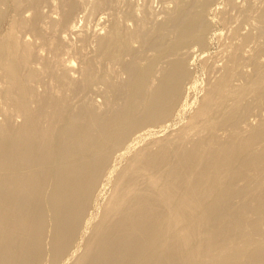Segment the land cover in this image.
<instances>
[{
  "label": "bare ground",
  "instance_id": "bare-ground-1",
  "mask_svg": "<svg viewBox=\"0 0 264 264\" xmlns=\"http://www.w3.org/2000/svg\"><path fill=\"white\" fill-rule=\"evenodd\" d=\"M138 1L0 0V264H264V0Z\"/></svg>",
  "mask_w": 264,
  "mask_h": 264
},
{
  "label": "rangeland",
  "instance_id": "rangeland-1",
  "mask_svg": "<svg viewBox=\"0 0 264 264\" xmlns=\"http://www.w3.org/2000/svg\"><path fill=\"white\" fill-rule=\"evenodd\" d=\"M136 1H138V0H136ZM146 1V2H145ZM173 1V2H172ZM221 1L222 0H219V3L216 5V6H213V8L214 7H216V8H218V6H219V8H221L222 7V3H221ZM238 1H242V0H238ZM166 2V3H165ZM138 3V7H140V5L142 4V3H149L148 5H150L149 7H151L157 14V16H160V14L162 15L163 13H162V11H163V7H164V5H167V6H169V7H172L173 6V4H174V0H140V1H138L137 2ZM164 4V5H163ZM137 10V9H136ZM140 10V9H139ZM139 10H137V12L139 11ZM135 11V10H134ZM209 17L210 18H212V16L211 15H209ZM231 19V18H230ZM130 20V21H129ZM217 19H215V20H213L212 22H211V26H212V24H213V26L211 27L210 26V28H212L211 30H209V32H208V35H209V38H208V45H207V47H205V48H200V50L201 49H203V51L201 50H199V47H198V45H196V47H194V49L195 50H193V52L190 54V57L188 58V60H187V64H188V67H190L189 68V70L191 71L190 72V74H189V77H188V82H186L187 84H185V87H187L186 89L187 90H185L186 92H187V94H183L184 96H183V98H182V102L184 103V105L187 103V106L185 105V110H184V112H183V116L182 117H180V119H179V117H177L178 115H176L175 116V119H173L172 121H169L168 122V126H165V131H174V129L175 128H177L179 125L178 124H181V123H183L186 119H187V116H188V113L192 110V108L194 107V105L196 104L195 102L196 101H198L199 100V98L201 97V92H202V90H201V88L203 89V87L205 86V83H206V79H208V76H209V72H207V71H210L211 72V67H209L208 68V66H207V69H209V70H205V68H204V65H203V63H205L206 64V62H208L209 63V61H210V63L212 62L213 63V61L215 60H213V56L216 58V55H214V54H218V53H216L217 51H218V47L220 48V45H219V42H220V38L222 37L223 38V35L222 34H225L224 32H226V30H227V24L226 23H222L221 21L220 22H218V21H216ZM129 21V22H128ZM216 21V22H215ZM127 22L129 23H127L128 24V26L130 25V27H133V25H134V19H128L127 20ZM227 23H230V22H227ZM222 24V25H221ZM226 24V25H225ZM223 25L224 26H226V28L224 27L223 28ZM223 31V32H222ZM221 33V34H220ZM218 34V35H217ZM221 36V37H219L218 38V36ZM225 36V35H224ZM217 38H218V40H217ZM135 42V43H134ZM133 42V45L134 46H136V45H138L139 44V42L138 41H134ZM210 44V45H209ZM209 47V48H208ZM197 48V49H196ZM205 52V53H204ZM206 55V56H205ZM211 56V57H210ZM72 57H73V59L72 60H74L73 61V67L74 68H76L77 67V65L76 64H78V61H77V59H76V57L74 56V55H72ZM205 58H208V60L205 62ZM203 60V62H201ZM213 60V61H212ZM77 61V62H76ZM207 63V65H209ZM194 64V65H193ZM199 64V65H198ZM211 65V64H210ZM192 66V67H191ZM206 66V65H205ZM193 68V69H192ZM195 70V71H194ZM201 70V71H200ZM206 73V74H205ZM208 75V76H207ZM193 76V77H192ZM193 81V82H192ZM190 82H191V84H190ZM99 84V83H98ZM187 85V86H186ZM196 85V86H195ZM198 87V88H197ZM197 88V89H196ZM189 89V90H188ZM199 89V90H198ZM197 90V91H196ZM194 92V93H193ZM92 93V94H91ZM94 93V94H93ZM96 93V94H95ZM89 94H91V97L93 98V99H95V97H97L99 94L97 93V92H90ZM93 95H96V96H93ZM187 95H189V96H187ZM193 95V96H192ZM199 95V96H198ZM100 96V95H99ZM99 96L97 97L98 99H100L99 98ZM186 96V97H185ZM195 97H196V99H195ZM185 98V99H184ZM191 99V100H190ZM96 100V99H95ZM186 100V101H185ZM189 100V101H188ZM196 100V101H195ZM188 101V102H187ZM194 103V104H193ZM189 104V105H188ZM192 104V105H191ZM191 105V106H190ZM189 107H191V108H189ZM190 111H189V110ZM188 111V112H187ZM261 112H264V110H261ZM187 114V115H186ZM176 118L178 119V120H176ZM179 120H180V122H179ZM177 121V122H176ZM167 125V124H166ZM174 128V129H173ZM168 129V130H167ZM160 133H162V132H159L158 134H160ZM105 194V193H104ZM101 199H102V196L100 197L99 196V201H101Z\"/></svg>",
  "mask_w": 264,
  "mask_h": 264
}]
</instances>
